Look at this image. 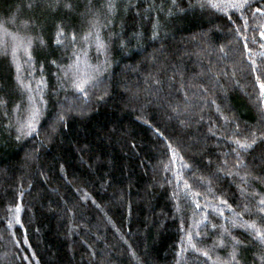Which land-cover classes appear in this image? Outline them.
Listing matches in <instances>:
<instances>
[{"label":"trees","instance_id":"1","mask_svg":"<svg viewBox=\"0 0 264 264\" xmlns=\"http://www.w3.org/2000/svg\"><path fill=\"white\" fill-rule=\"evenodd\" d=\"M262 32L264 0H0V264H264Z\"/></svg>","mask_w":264,"mask_h":264},{"label":"snow or ice","instance_id":"2","mask_svg":"<svg viewBox=\"0 0 264 264\" xmlns=\"http://www.w3.org/2000/svg\"><path fill=\"white\" fill-rule=\"evenodd\" d=\"M245 2H246V0H245ZM212 6H213V7H217V5H215V4H213ZM110 7H111V5H110ZM231 7H233V8H241V7H244V4H243V3H232V4H231ZM258 11H259V9H258ZM261 36L264 37V32L261 33ZM83 83H84V82L81 81V83L76 84V87L82 89V84H83ZM261 87L264 88V85H261ZM237 143H240V142L237 141ZM247 146H248V145L241 144V147H247ZM223 203L226 204V202H223ZM197 207H199V205H197ZM260 211H261V212H264V199H262V200L260 201ZM213 227H215V226H213ZM251 227L254 228L255 226L252 225ZM197 235H199V233H197ZM256 236H257L258 238H260L261 241H264V235H262L261 232H260L259 230H256ZM237 243H239V242H237ZM193 247H195V245H193ZM203 254H204L205 256L208 255L207 252H204ZM231 258H232V260H235V259H236L235 250L233 251V253H232V257H231ZM237 264H238V262H237Z\"/></svg>","mask_w":264,"mask_h":264}]
</instances>
